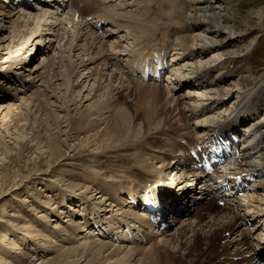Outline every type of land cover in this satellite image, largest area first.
<instances>
[{
  "label": "bare ground",
  "instance_id": "obj_1",
  "mask_svg": "<svg viewBox=\"0 0 264 264\" xmlns=\"http://www.w3.org/2000/svg\"><path fill=\"white\" fill-rule=\"evenodd\" d=\"M26 1L0 0L3 147L7 155L14 154L20 160L29 151V158H34L26 164L33 161L37 171L46 166L51 172L56 164L70 160L81 162L80 176L86 181L92 176L93 194L87 196L89 188L77 194L82 188L73 183L61 190L56 181V189L47 187L50 192L44 194L48 200L34 196L32 211L43 209L39 203H46L50 216L40 211L36 225L27 219L21 234L32 245L23 247L15 238L25 217L16 211L12 229L0 231V247L25 251L48 244L46 247L54 248L51 253L59 247L56 258L42 259L38 264H178L176 258L180 264H233L230 257L247 255L244 264L261 263L264 195L230 200L218 212L210 207L207 219L200 217L195 225L186 224L183 233L181 229L173 235L161 234L151 225L140 204L146 199L143 189L148 185L164 186L157 215L162 219L168 212L184 214L179 207L187 200L207 199L212 188L202 184L207 179L205 172L194 170L196 162L186 152L195 150L209 136L226 145L241 135L240 159L223 177L256 176V188H264V117H259L264 106V75L251 90L241 93L239 104L221 88L220 82L227 83L225 77L218 82L212 79L214 70L236 63L232 37L245 32L235 23L225 24L231 20L221 11L225 0H221L222 5L219 0H122L115 5L113 0H34V8H27ZM100 23L103 28L110 24L103 36L96 31ZM154 52L172 70L163 85L146 83L140 77V68ZM197 54L201 58L194 62ZM167 56L171 58L168 64ZM35 58L39 62L31 67ZM216 58L223 61L216 64ZM237 86L243 91L241 83ZM33 88L36 90L29 94ZM129 99L136 102L132 110ZM185 111L190 118L183 115ZM53 126L56 132L50 131ZM35 127L41 128L43 135L37 137L40 131L35 134ZM167 132L174 133L170 136ZM53 134L69 151L67 158L50 139ZM127 150L133 151L131 156L124 154ZM112 153L119 159L117 170L103 160ZM174 164L176 178L183 176L179 184L171 178L166 182L165 175ZM19 177L23 176L17 174L16 180ZM5 185L6 177L0 173V189ZM52 190L59 193L63 211L59 212L60 198ZM69 192L76 194V201ZM29 201L26 198L23 202ZM134 203H138L137 208ZM76 217L81 219L76 221ZM47 218L49 222L56 219L59 234L48 225L44 231L42 222L37 225ZM61 220L66 222L64 226ZM124 226L128 231H122ZM221 231L216 247L209 245ZM255 231L259 232L256 237L252 234ZM148 242L154 244L147 247ZM44 253L43 249L38 254ZM0 264L9 263L0 257Z\"/></svg>",
  "mask_w": 264,
  "mask_h": 264
},
{
  "label": "rangeland",
  "instance_id": "obj_2",
  "mask_svg": "<svg viewBox=\"0 0 264 264\" xmlns=\"http://www.w3.org/2000/svg\"><path fill=\"white\" fill-rule=\"evenodd\" d=\"M225 1L226 2L228 1V4H226ZM225 1L222 2L221 0H219L220 3L221 2L223 3V6L221 8L223 15L226 16L227 18L231 19L230 22H227L225 24L232 25L235 23V24H237V27L239 28V30H242L245 32L241 35L238 34L239 36H237L235 34L232 37L231 49L234 52L236 51L235 53H237V55H238L236 63H234L232 65H226L227 68L220 66L219 68L214 70V72L212 74V79H214L218 82L225 77L227 79V83L222 84L220 82V84L222 85L221 88H224L225 90L230 92V96L233 97V99H231V101L233 103L239 104L241 101L240 97L242 96V94L248 90H251L255 86L254 83L257 80H260L264 75V18L261 17V15L264 14V10L261 11V9H264V0H232L231 2H229V0H225ZM215 2H218V1H215ZM220 3H218V5ZM222 3H221V5H222ZM214 5L217 6V3H214ZM100 36H102V35H100ZM123 43H125V42H123ZM212 53H214V52H212ZM197 55H198V57L196 58V60H194V62L199 61V58H201L200 54H197ZM204 57H205V55H204ZM27 59L28 60L32 59V56L27 57ZM212 60H214V59H212ZM216 60H217V61H215L216 64H219L221 61H223V59H219V58H216ZM38 62H39L38 59L36 60V58H35V60L32 62V64L30 66L33 67L34 64H36ZM229 70L235 71L236 73L229 74V73H227V71H229ZM239 82L242 84L243 91H241L237 86L238 84H240ZM9 85H13V84H9ZM229 87H230V89H229ZM9 90H10V92H13L12 89H9ZM35 90H36V88H33L32 90H29L28 93L31 94ZM185 90H187V88H185ZM128 92L130 93L131 91L128 90ZM128 92L125 93V95L123 96L124 99L127 98L126 95L128 94ZM124 99H122V102L125 101ZM129 101H133V99H129L128 102ZM44 105H46V103H43V107H44ZM128 105H130V109L132 110L135 108L136 102H133V103L129 102ZM229 106H231V105H229ZM45 111H46V109H44V112ZM47 111H46L47 114H51V111L50 112H49V110H47ZM133 113L134 112L132 111V114ZM183 115H186L188 118H190L189 117L190 114L187 111H185L183 113ZM260 116H262V118L264 117V106L260 112L259 117ZM48 117L47 118L50 121L52 119V118H50V117H52V115L51 116L48 115ZM29 118L31 120V117H29ZM51 121H53V120H51ZM192 122H194V119H192ZM66 125H63V126H66ZM178 125L180 126V125H182V123H179ZM247 125H249V123H247ZM36 127H35V134H36V132L40 131L39 133L36 134V136L38 137L39 134H40V136L43 135V130H41V128L38 129ZM2 129L3 128L0 125V173H3V175L6 177V185L4 186L3 189H0V231H3V233H5L8 229H12V224H14L12 215L16 211L20 212L22 214V216L23 217L25 216V217H24V219H22L23 222H21V226H20V229L18 232L19 234H16L15 238L17 237L16 238L17 241L20 240L19 244H21V245L24 244L23 247H25V246L28 247V246L32 245V244H30L31 241L30 240L25 241V239H26L25 236L23 234H21V232L25 231L24 225L25 224L27 225L28 221H31L32 219H33L32 225H36L35 224L36 222L34 220L37 219V215L40 214L39 213L40 211L45 210L46 213H48V214L50 213V211L46 207V205H47L46 203H39L43 207V209L39 208L38 210L35 209L36 211L35 210L32 211V208H31V207H33L32 204L34 205V203H35V200H34L35 197L34 196H36V194H37V196L42 198L45 193L50 192V189L47 190L48 189L47 187H51V188L56 189V186H58V184L56 185V181H57V183H60L59 185L61 187V190L66 189V187L69 183L79 185V187H81L82 189L80 191H77V194H79L81 192H85L89 188L90 193L87 194V196L90 197L93 194L92 185H90L92 183V176L89 177L88 181H86L85 178H82L80 176L81 175L80 169H83L80 166L81 162L71 161V160L69 162H68V160H65V162H68V163L63 164V165H61V164L57 165L56 164V168L53 167L51 172H49L50 169L49 170L45 169L46 166H44L41 171H37L38 168L36 169V167H34L33 161H32V164H31V161H29L28 164H26L27 160L31 159V158H29L30 155H28L29 151L27 152L28 154L25 153L24 156H22L23 160L22 159L20 160L14 154L7 155L8 150L3 147V143H2V138L4 136ZM52 129L55 130V132H56L55 126L50 127V131H52ZM173 129L176 130V129H178V127H173ZM44 130H46V129H44ZM64 130H66V129L64 128ZM167 133H169L171 136V135H173L174 132H167ZM83 137H84V134L82 136H80V139H82ZM43 138H45V137L42 136V139ZM50 139L61 150L62 156L67 158L66 156L68 154H66V153H68L69 151L65 148L64 144H58V141L55 140L54 134L50 137ZM63 139L64 138L62 136L61 141H63ZM127 151L128 152H126L124 154L131 156L133 151H131V150H127ZM69 155H72V153H69ZM109 155L103 160L107 161V164H106L107 167H109L112 170H117L118 169L117 166L119 164V162H118L119 159H118L117 155H115L113 153L109 154ZM3 157H5V159H6L4 162L1 161ZM109 159H111V161L108 162ZM59 161H58V163H60ZM113 161H116V162L114 163ZM173 163H175V162H173ZM175 168H176V165L173 166V168H171V171L169 172V174L165 175V176L168 179H170V178L173 179V181H175L176 183L179 184V179H181L183 176L179 175L178 178H176L177 177L176 176L177 171ZM17 174L22 175L24 178L22 177L23 178L22 179L19 177L16 180ZM162 177H164V175ZM14 178H15V180H14ZM48 178L51 179V181H49ZM53 181H55V182H53ZM63 181L65 183H61ZM67 194L69 197L73 198L72 200L76 201L75 200L76 194H72L70 192ZM53 195H57V197H56L57 199L60 198L57 200L58 201L57 204L59 207L58 209H60L59 212L63 211V208L65 206L62 204V202H60V200H62V199H61L59 193L57 191H53ZM26 198H28L30 201L24 203L23 201ZM42 199L43 200L45 199V201L48 200L45 198V196ZM73 204H74V202H73ZM75 204H77V203H75ZM77 205H79V204H77ZM38 206L39 205L37 204V207ZM51 206H52V204L50 205V207ZM72 207L74 210H76V211L78 210L76 208V206L72 205ZM210 207H212V206L211 205H209V207L207 206L205 208V212L203 209L201 211V213L200 212L199 213L198 212L193 213L191 215V217L184 219L181 223H179L180 220H179V222L176 221L177 225L171 230L170 233H168L166 235H169V234L173 235V234L179 232L184 227V225H186V224L193 223L195 225L197 220H199L200 217L207 219L208 218L207 210L210 209ZM220 209L221 208H219L217 206L215 211L218 212ZM65 212H66V210H65ZM49 216H50V214H49ZM64 216H65V214L63 215L62 218H64ZM27 219H28V221H27ZM74 219L76 221H79L81 219V217H76ZM170 219H171V217H170ZM55 220H51L49 222L48 218H47V219H44L42 221H38L37 225L39 222H42L45 224V225L41 226V228L43 227V229L44 228L46 229V230L44 229V231H47L48 228L46 225H48L49 229L53 233L59 234V232L61 230L54 226L56 223ZM64 220L65 219H63V222H64ZM60 222L63 226L66 223V222L62 223V220ZM92 222L95 224V228H96V223L94 222V220H92ZM43 229H41V230H43ZM181 231H182L181 233H183L184 229H182ZM224 231H221L216 237L211 239L210 240L211 243H209V245L211 244L212 246L216 247L217 242L223 236L222 233ZM239 231H240V229L238 230L237 233H239ZM0 236H2V235H0ZM50 236L54 239V237L52 235H50ZM77 239H78V237H77ZM104 239H106V238H104ZM55 241L58 242V244H61V242H62L61 240L57 241L56 239H54V242ZM26 243H29V245L27 246ZM152 244H154V243L148 242L146 246L148 247V246H151ZM53 245H54V243H53ZM46 246H48V244L43 245L42 248L44 249L45 253H44V255L40 256V254H38V253H40V251L43 250L41 248V246L35 245V246H33V249L32 248H26L25 251H21V250L18 251V249H16V248H10V249L5 248V245L1 244V247L3 250L0 247V251L2 250L0 252V257H3L7 261V263H9V264H38V263H40V261L42 259L47 261L48 259H52L54 257L56 258L58 256L59 247L55 248L56 252L53 251L51 253V251L54 250V248L50 247V246L49 247H46ZM34 247H37L38 251L37 250L34 251ZM6 250L8 253L6 252ZM19 252H21V254ZM4 253H7L8 255H6ZM16 255H17V258H15ZM177 255L178 254H176V256ZM176 259H177L176 262L178 264H180L181 260L179 258H176ZM21 261H23V262L21 263ZM242 263L243 262H241V264Z\"/></svg>",
  "mask_w": 264,
  "mask_h": 264
}]
</instances>
